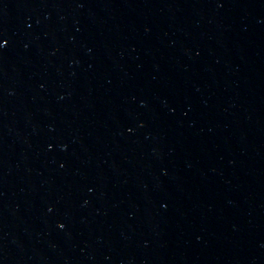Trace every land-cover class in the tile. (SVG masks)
<instances>
[{"label":"water","instance_id":"95a60500","mask_svg":"<svg viewBox=\"0 0 264 264\" xmlns=\"http://www.w3.org/2000/svg\"><path fill=\"white\" fill-rule=\"evenodd\" d=\"M0 264H264V0H0Z\"/></svg>","mask_w":264,"mask_h":264}]
</instances>
